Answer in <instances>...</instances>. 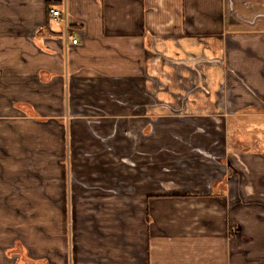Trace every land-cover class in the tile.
Instances as JSON below:
<instances>
[{"label":"crops","instance_id":"crops-1","mask_svg":"<svg viewBox=\"0 0 264 264\" xmlns=\"http://www.w3.org/2000/svg\"><path fill=\"white\" fill-rule=\"evenodd\" d=\"M244 125L264 0H0V264H264Z\"/></svg>","mask_w":264,"mask_h":264},{"label":"rangeland","instance_id":"rangeland-1","mask_svg":"<svg viewBox=\"0 0 264 264\" xmlns=\"http://www.w3.org/2000/svg\"><path fill=\"white\" fill-rule=\"evenodd\" d=\"M235 123L236 120L234 121L233 119H228V127H229V133L231 134V131L232 129L234 128L235 126ZM246 125L243 126V128H239L237 129V132L234 133L235 137H239V138H243V137H246V138H251L253 136H255V138L258 140H263L264 139V130H259V131H255V130H252L248 127H245ZM233 136V137H234ZM257 150H260V151H263L264 150V144L263 143H260L258 146H257Z\"/></svg>","mask_w":264,"mask_h":264},{"label":"built area","instance_id":"built-area-1","mask_svg":"<svg viewBox=\"0 0 264 264\" xmlns=\"http://www.w3.org/2000/svg\"><path fill=\"white\" fill-rule=\"evenodd\" d=\"M49 15L51 16L52 19H54L57 23L63 24L65 27V31H64V39L65 41H69L71 42V45L76 46L78 44V40H76L75 38H73L70 34H69V29L67 27V18L65 13H62L60 10L51 8L49 10Z\"/></svg>","mask_w":264,"mask_h":264}]
</instances>
